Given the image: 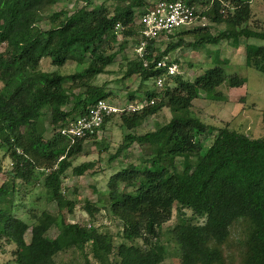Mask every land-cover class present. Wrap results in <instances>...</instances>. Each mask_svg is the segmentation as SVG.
I'll list each match as a JSON object with an SVG mask.
<instances>
[{
    "label": "trees",
    "instance_id": "obj_1",
    "mask_svg": "<svg viewBox=\"0 0 264 264\" xmlns=\"http://www.w3.org/2000/svg\"><path fill=\"white\" fill-rule=\"evenodd\" d=\"M81 1L83 6L72 12H50L58 0H0V151L11 163L0 183V245H14L13 264H56L55 256L69 248L81 253L88 248L98 264H161L166 252L157 241L174 207L177 221L169 234L178 247L179 264H264V137L252 139L226 126L214 128L192 113L199 92L225 81L221 67L209 68L193 81L180 74L166 76L154 67L181 46L264 41V30L249 25L251 9L244 0H212L208 16L224 25L222 31L214 34L207 31L209 27L196 28L193 42L180 37L162 53L157 51L158 41L152 40L142 59L126 61L123 79L137 75L140 89L158 77L164 82L159 93L144 90L146 104L141 109L118 115L127 133L115 156L134 144L142 152L138 165L129 164L109 178L106 193L97 200L121 222V242L115 244L112 234L91 223H65L48 211L35 216L31 224L15 215L17 186L37 180L42 181L48 202L58 210H73V201L64 197L62 180L70 160L95 134L71 143L60 130L96 101L109 97L105 87L93 80L107 72L126 41L139 37L135 14L149 6L146 0H113L112 11L102 5L88 12L91 0ZM44 59L54 67L71 61L80 70L71 75L44 71L40 67ZM244 60L246 67L264 75L263 45L246 44ZM226 81L239 87L245 79ZM79 89L83 91L76 93ZM128 97L134 98L132 93ZM162 109L170 112L166 123L144 134L134 133ZM112 117L104 118L99 131ZM46 121L53 132L48 139ZM213 132L212 143L204 148L200 137ZM164 146L167 149L160 151ZM91 166L74 167L73 174L82 175ZM83 210L90 220L100 211L89 201ZM53 225L66 236L64 245L46 235ZM84 264H92L87 256Z\"/></svg>",
    "mask_w": 264,
    "mask_h": 264
},
{
    "label": "rangeland",
    "instance_id": "obj_2",
    "mask_svg": "<svg viewBox=\"0 0 264 264\" xmlns=\"http://www.w3.org/2000/svg\"><path fill=\"white\" fill-rule=\"evenodd\" d=\"M156 1L158 0H146V4L149 5ZM191 1L200 6H206L211 0ZM250 1L251 16L249 25L255 30H264V0ZM114 4L113 0H91L87 11H94L102 5L112 11ZM82 6L81 0H58L49 11L63 10L72 12ZM41 27L45 28L46 24L42 22ZM208 27L207 31L216 34L218 31H222L224 25L209 21ZM194 29L196 28L174 31L169 38L161 39L156 43L157 51L162 53L168 45L176 43L180 37L186 43L193 42L198 32ZM135 39L126 41L124 50L117 53L113 63L107 67V72L93 80V84L105 87L109 95L105 100L116 107H123L124 105H129V103L145 105L144 90L159 93L152 80L144 82V85H146L145 89H140L141 79L137 75L123 79L126 61L134 59L136 56L135 49L139 37L136 36ZM246 43L254 46H264V41L256 39L227 40L221 41L216 45H202L197 48L181 46L169 52L165 58L171 62H176L179 65L177 74H180L188 81H193L209 68L221 67L224 71L225 81L210 91L199 92L198 98L192 102L191 111L206 125L214 128L226 126L230 130L256 139L264 137V75L245 66L244 46ZM116 50L117 47L114 48V51ZM40 67L44 71H56L61 75H71L80 70L71 61L66 62L61 67H54L49 60L45 59L41 62ZM229 77L243 78L245 82L239 87H230L226 81ZM79 91L83 90H76V93ZM129 93L133 94L134 98L132 101L128 100ZM127 101L129 102L126 104ZM118 115H113L105 124L103 130L98 131L94 136L85 140L82 152L70 160L71 166L65 172L61 187L64 197L74 203L71 212L67 208L58 210L54 202H48L42 181L37 180L34 184L17 186L18 192L15 195V203L18 208L15 210V215L26 223L31 224L35 221V216H39L43 211H48L52 215L57 216L58 221L62 219L65 223H78L79 225L91 223L99 231H107L112 234L115 244L121 242L119 236L122 231L121 222L110 214L102 201L99 202L97 200L100 194L103 196L106 193L109 178L129 164L138 165L139 160L142 158V152L140 147L134 144L115 156L117 148L122 143V136L127 133L121 126ZM169 119V110L162 109L154 116L146 118L134 133L144 134L153 130L156 125L166 123ZM44 125L46 128L44 137L48 139L53 132L47 121L44 122ZM214 134L215 132L200 137L204 148H207L212 143ZM166 149L167 147L165 146L159 148L160 151H165ZM82 164H91L92 166L82 175H74L73 168ZM0 165L2 170L0 174L1 183L4 180V175L6 176L11 168L10 160L4 157L3 151H0ZM85 201L96 203L97 207H99L100 211L92 220L89 219V216L83 210ZM186 215L190 216V212L186 211ZM176 221L177 212L174 207L171 219L162 226L161 235L157 241L158 244L165 248L166 252V257L161 264H179L178 247L169 234V229ZM46 235L50 239L58 240L61 245L67 242L66 236L56 228V225L49 228ZM29 237L30 230L24 236L26 243H29ZM1 243L0 264L6 262L13 264L12 252L15 250L14 245ZM136 243L140 244L141 242L136 241ZM85 256L92 264H98L89 254L88 248L83 253L74 248L66 249L55 256L54 260L56 264H84Z\"/></svg>",
    "mask_w": 264,
    "mask_h": 264
},
{
    "label": "built area",
    "instance_id": "obj_3",
    "mask_svg": "<svg viewBox=\"0 0 264 264\" xmlns=\"http://www.w3.org/2000/svg\"><path fill=\"white\" fill-rule=\"evenodd\" d=\"M211 2L212 0L206 6H200L186 0H158L149 4L142 12L137 11L134 23L140 28L139 40L135 49L136 56L142 59L149 41L167 39L176 30L208 27L210 21L208 10ZM226 4L223 6H226ZM221 12L225 13V10ZM119 28L120 26L116 24L115 29L118 30ZM147 64L148 62L144 60L143 65L146 66ZM154 67L166 76H173L178 73L177 64L166 58L156 61ZM163 82L164 78L162 77L154 80L156 90L160 91L163 88ZM150 103L152 104L153 101H150ZM143 106V104L129 103V105L123 107H116L106 100H98L88 107L83 116L76 118L62 128L60 134L73 143L75 139L96 134L105 117L121 112H134Z\"/></svg>",
    "mask_w": 264,
    "mask_h": 264
},
{
    "label": "crops",
    "instance_id": "obj_4",
    "mask_svg": "<svg viewBox=\"0 0 264 264\" xmlns=\"http://www.w3.org/2000/svg\"><path fill=\"white\" fill-rule=\"evenodd\" d=\"M196 1H197V0H196ZM199 1H200V0H199ZM244 1H247V2L251 3V1H250V0H244ZM246 44H250V43H246ZM246 44H245V45H246Z\"/></svg>",
    "mask_w": 264,
    "mask_h": 264
}]
</instances>
